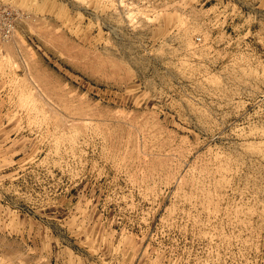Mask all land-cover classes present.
Instances as JSON below:
<instances>
[{"label": "rangeland", "instance_id": "374dc122", "mask_svg": "<svg viewBox=\"0 0 264 264\" xmlns=\"http://www.w3.org/2000/svg\"><path fill=\"white\" fill-rule=\"evenodd\" d=\"M0 264H264V0H0Z\"/></svg>", "mask_w": 264, "mask_h": 264}, {"label": "built area", "instance_id": "2783aa9c", "mask_svg": "<svg viewBox=\"0 0 264 264\" xmlns=\"http://www.w3.org/2000/svg\"><path fill=\"white\" fill-rule=\"evenodd\" d=\"M10 32H11V29H10V27H9V28H7L6 33L9 34Z\"/></svg>", "mask_w": 264, "mask_h": 264}]
</instances>
